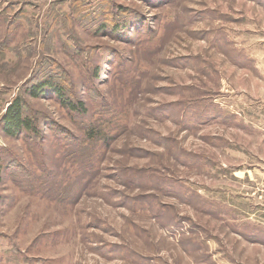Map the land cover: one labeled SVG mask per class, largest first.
I'll return each mask as SVG.
<instances>
[{
	"label": "rangeland",
	"instance_id": "374dc122",
	"mask_svg": "<svg viewBox=\"0 0 264 264\" xmlns=\"http://www.w3.org/2000/svg\"><path fill=\"white\" fill-rule=\"evenodd\" d=\"M0 264H264V0H0Z\"/></svg>",
	"mask_w": 264,
	"mask_h": 264
},
{
	"label": "trees",
	"instance_id": "16d2710c",
	"mask_svg": "<svg viewBox=\"0 0 264 264\" xmlns=\"http://www.w3.org/2000/svg\"><path fill=\"white\" fill-rule=\"evenodd\" d=\"M64 88L65 87L61 85H55V83L51 81H43L32 86L28 90V92L34 97H39L40 95L49 92H53L54 94L56 93L57 98L61 104H63L71 111H76L77 113L83 114L86 109L85 101L81 100L79 102H75L74 100L69 99V97H65L67 94ZM26 108L27 106L24 103L22 97H16L7 109V113L4 118L3 128L9 136L13 137L19 135L22 132H32L39 141V134L40 131H42L43 127L49 130L51 128L48 126L47 123L43 125L41 120L38 122L36 119H34V117H31V115L27 113ZM53 132L60 135H66L67 137L71 134L66 129L61 131L54 130ZM95 132L96 131L94 129L90 131V134L92 135L91 137L95 136Z\"/></svg>",
	"mask_w": 264,
	"mask_h": 264
}]
</instances>
